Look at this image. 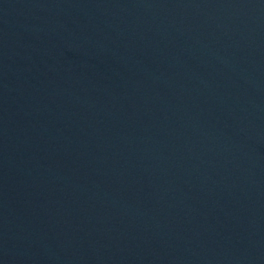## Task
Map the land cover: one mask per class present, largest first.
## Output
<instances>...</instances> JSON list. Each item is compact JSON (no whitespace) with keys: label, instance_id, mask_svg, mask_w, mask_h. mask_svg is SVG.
Listing matches in <instances>:
<instances>
[{"label":"water","instance_id":"1","mask_svg":"<svg viewBox=\"0 0 264 264\" xmlns=\"http://www.w3.org/2000/svg\"><path fill=\"white\" fill-rule=\"evenodd\" d=\"M0 264H264V0H0Z\"/></svg>","mask_w":264,"mask_h":264}]
</instances>
